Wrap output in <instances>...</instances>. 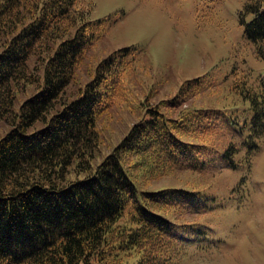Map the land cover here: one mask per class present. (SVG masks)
<instances>
[{
	"label": "trees",
	"instance_id": "1",
	"mask_svg": "<svg viewBox=\"0 0 264 264\" xmlns=\"http://www.w3.org/2000/svg\"><path fill=\"white\" fill-rule=\"evenodd\" d=\"M90 7L89 0H0V264H168L188 241L182 234L193 233L188 222L196 215L186 206L202 189H146L135 177L179 175L187 184L193 174L199 186L217 152L212 118L228 110L224 95L213 98L219 87L198 76L155 103L149 84L135 103L130 84L145 62L135 45L96 60L76 84L112 21L86 18ZM242 11L250 15L243 35L264 59V0ZM240 81L226 90L248 100L252 155L264 133V98ZM30 82L38 89L28 93ZM114 109L126 117L118 137ZM36 122L42 125L27 130ZM234 153L227 143L228 166L246 169L230 159Z\"/></svg>",
	"mask_w": 264,
	"mask_h": 264
},
{
	"label": "rangeland",
	"instance_id": "2",
	"mask_svg": "<svg viewBox=\"0 0 264 264\" xmlns=\"http://www.w3.org/2000/svg\"><path fill=\"white\" fill-rule=\"evenodd\" d=\"M89 1L91 7L85 13L86 18L110 17L112 21L105 38L91 51L95 60L87 62L76 74V84L85 78L88 66L96 60L114 49L135 45L142 50L145 60L130 84L135 103L150 85L156 86L149 99L155 103L171 97L182 80L203 75L219 87L218 90L213 87V98L224 95V108L229 107L213 115L217 135L210 144L215 145L217 154L205 163V178L199 186L193 174L187 184L179 180V175L150 181L135 177L146 189L167 185H184L189 191L195 187L202 189L190 196L186 206L196 217L174 219L177 222L190 219L188 224L193 233L182 234L189 240L172 250L168 264H264V134L252 155H248L247 148L242 149L247 143L242 141L250 128L251 109L247 99L226 90L232 83L231 71H235L236 77L250 87V96L264 98V92L257 87L264 78V59L256 57L254 45L241 38L238 26L243 6L253 5V0H207V8L199 5V0ZM37 89V84L30 82L27 91ZM111 116L112 122L118 124L113 126L118 128L113 130L118 137L126 117L116 109ZM41 125L42 122H36L27 130ZM227 143H233L235 150L230 159H238L246 166V177L243 167H229L227 157L222 156ZM242 177L244 182L239 185ZM131 257L123 258V262L130 263Z\"/></svg>",
	"mask_w": 264,
	"mask_h": 264
}]
</instances>
